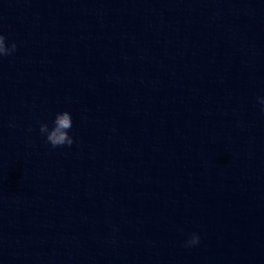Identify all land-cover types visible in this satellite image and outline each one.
<instances>
[{
	"label": "water",
	"instance_id": "95a60500",
	"mask_svg": "<svg viewBox=\"0 0 264 264\" xmlns=\"http://www.w3.org/2000/svg\"><path fill=\"white\" fill-rule=\"evenodd\" d=\"M0 35V264H264V0H0Z\"/></svg>",
	"mask_w": 264,
	"mask_h": 264
},
{
	"label": "clouds",
	"instance_id": "9594fccd",
	"mask_svg": "<svg viewBox=\"0 0 264 264\" xmlns=\"http://www.w3.org/2000/svg\"><path fill=\"white\" fill-rule=\"evenodd\" d=\"M17 50V45L13 43L11 47L7 46V37L0 35V57L11 56ZM261 105H264V97L259 98ZM73 127V118L70 112L57 113L53 121V127L50 129L48 124L40 126L41 134H46L47 142L53 148L68 146L74 144V138L69 135ZM200 243V236L193 233L190 239L186 242V247L196 246Z\"/></svg>",
	"mask_w": 264,
	"mask_h": 264
}]
</instances>
